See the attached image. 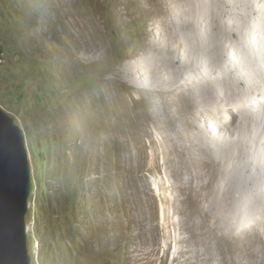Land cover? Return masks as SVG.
Here are the masks:
<instances>
[{"label": "rangeland", "instance_id": "374dc122", "mask_svg": "<svg viewBox=\"0 0 264 264\" xmlns=\"http://www.w3.org/2000/svg\"><path fill=\"white\" fill-rule=\"evenodd\" d=\"M140 5L0 0V107L29 155L31 264H215L197 254L204 246L188 239L186 223H162L163 212L182 217L170 211L172 193L192 198L171 177L151 94L124 77L105 79L143 44ZM73 10L103 31L78 36Z\"/></svg>", "mask_w": 264, "mask_h": 264}, {"label": "bare ground", "instance_id": "6f19581e", "mask_svg": "<svg viewBox=\"0 0 264 264\" xmlns=\"http://www.w3.org/2000/svg\"><path fill=\"white\" fill-rule=\"evenodd\" d=\"M137 1L143 44L105 79L151 94L171 177L192 198L172 193L182 217L163 212L162 223H186L197 254L217 264H264V0ZM72 19L78 36L103 31L75 10Z\"/></svg>", "mask_w": 264, "mask_h": 264}, {"label": "water", "instance_id": "95a60500", "mask_svg": "<svg viewBox=\"0 0 264 264\" xmlns=\"http://www.w3.org/2000/svg\"><path fill=\"white\" fill-rule=\"evenodd\" d=\"M30 194L24 133L0 107V264H31L27 232Z\"/></svg>", "mask_w": 264, "mask_h": 264}]
</instances>
